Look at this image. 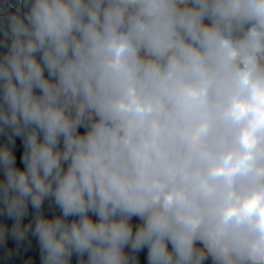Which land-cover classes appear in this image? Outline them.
Returning a JSON list of instances; mask_svg holds the SVG:
<instances>
[{"label": "clouds", "instance_id": "9594fccd", "mask_svg": "<svg viewBox=\"0 0 264 264\" xmlns=\"http://www.w3.org/2000/svg\"><path fill=\"white\" fill-rule=\"evenodd\" d=\"M0 264H264V0H0Z\"/></svg>", "mask_w": 264, "mask_h": 264}]
</instances>
